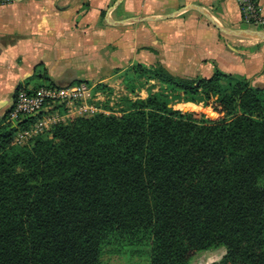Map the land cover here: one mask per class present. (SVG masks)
Here are the masks:
<instances>
[{
    "label": "trees",
    "instance_id": "1",
    "mask_svg": "<svg viewBox=\"0 0 264 264\" xmlns=\"http://www.w3.org/2000/svg\"><path fill=\"white\" fill-rule=\"evenodd\" d=\"M138 69L209 111L174 109L161 92L125 98L119 113L73 115L19 145L33 119L7 121L27 86L14 88L0 113V264H102L107 248L144 245L149 264L220 245L212 264H264V84Z\"/></svg>",
    "mask_w": 264,
    "mask_h": 264
},
{
    "label": "crops",
    "instance_id": "2",
    "mask_svg": "<svg viewBox=\"0 0 264 264\" xmlns=\"http://www.w3.org/2000/svg\"><path fill=\"white\" fill-rule=\"evenodd\" d=\"M116 1L0 3V105L7 104L14 88L33 76L40 41H45V51L51 56L47 76L61 85L79 79L83 70L97 72L104 63L117 65L123 54L132 57L130 61L135 56L146 66L158 62L171 72L163 59L169 56L172 66L202 73L193 77H209L218 69L250 78L259 67L257 79L264 81V43H232L198 10L225 27H242L237 0H121L113 6ZM255 1L264 15V0ZM184 6L189 8L171 18L117 23L133 17L168 15ZM180 16H187L185 22ZM245 46H251L252 57L245 54ZM54 54L62 57L53 58ZM89 54L92 61L86 60ZM254 54L260 57L253 69ZM74 57L76 69L71 65ZM151 59L154 62L150 63Z\"/></svg>",
    "mask_w": 264,
    "mask_h": 264
},
{
    "label": "rangeland",
    "instance_id": "3",
    "mask_svg": "<svg viewBox=\"0 0 264 264\" xmlns=\"http://www.w3.org/2000/svg\"><path fill=\"white\" fill-rule=\"evenodd\" d=\"M59 1V0H53ZM8 2V0H0V3ZM182 17V22H185L187 16ZM204 19V18H203ZM207 21L210 25L211 22ZM244 25L238 28H249V29H259L264 30V25H255V24H247L243 22ZM227 39H229L232 43H248L249 45H253L255 43L262 45L264 41H255L241 37H235L231 35H225ZM42 44L38 46V51L36 54V64L34 66L33 76L26 80L24 85H29L34 87L35 85H46L48 84V80L44 78V76L48 75L49 70L51 69L50 62V54H47L48 51H45L44 42L40 41ZM256 44V45H257ZM251 47V46H250ZM250 47L245 46L244 51L245 54L252 57V52L250 51ZM106 50V49H105ZM55 52V51H54ZM92 52V51H90ZM59 53V52H58ZM87 59L92 61V55L89 54ZM62 57V55L57 54L53 56V58ZM139 56H137L138 58ZM151 57V56H149ZM260 56L253 55V60H251L253 69L256 67L255 64L258 62V58ZM152 58V57H151ZM76 57L73 58L72 67L76 69ZM132 59V57H131ZM129 55L123 54L121 56V60L117 65L104 63L102 65V69L97 72L92 71H84L81 74L82 76L77 79L80 82H86L92 88L91 90V98L87 100L88 105H92L96 111L92 114L102 113L108 115L112 112L119 113L121 109L125 108V98L135 100V99H145L147 96L152 95L154 93H163L167 96L169 100V104L172 108L178 109L181 111H200L207 113L209 111V107L204 104L203 101L193 100L190 96L183 94L181 91H173L168 89V87L164 86L157 79L147 75L146 73L140 72L138 69V65L141 67L146 66L145 64L136 61V57L134 56V61H130ZM165 63L170 68V71L178 76L183 77H193L196 74H202L198 71H191L190 69L184 68L182 66H172L171 61L172 58L169 56L163 57ZM55 60V59H54ZM152 62L153 59H151ZM180 61V60H178ZM85 68L88 66L85 65ZM259 68V67H258ZM257 67L252 74V77H246L253 86H259L264 84V81H260L257 79ZM80 69V67H79ZM60 74V71H59ZM62 74V73H61ZM234 76L239 74H232ZM244 76V75H243ZM78 106V103L74 104ZM5 105H0V113L3 111ZM69 108L67 106H60L57 110L59 113L65 115ZM74 111V110H73ZM74 113V112H73ZM86 113L84 112L83 115ZM73 115H78L77 112L75 114H69L68 118L65 117V121L69 119V117ZM91 115V116H92ZM226 249L224 246L217 247H209L203 250L195 251L191 258L190 264H212L217 263L224 256ZM150 261V252L149 247L147 245L141 246L139 252H127L123 251L120 253H113L109 248L104 250V253L101 258L102 264H149Z\"/></svg>",
    "mask_w": 264,
    "mask_h": 264
},
{
    "label": "built area",
    "instance_id": "4",
    "mask_svg": "<svg viewBox=\"0 0 264 264\" xmlns=\"http://www.w3.org/2000/svg\"><path fill=\"white\" fill-rule=\"evenodd\" d=\"M242 21L247 24L264 25V15L259 12L255 0H237ZM92 88L86 82L68 85L27 86L20 89L15 97L7 121L16 125L23 119L32 118L26 128L18 129L14 136L15 143L27 144L35 136L47 131L53 124L65 122L69 114L91 116L96 109L86 102L91 98ZM78 103V106L74 104ZM69 109L65 115L58 112L60 106ZM74 110V111H73ZM74 112V113H73ZM84 112L86 113L85 115Z\"/></svg>",
    "mask_w": 264,
    "mask_h": 264
},
{
    "label": "water",
    "instance_id": "5",
    "mask_svg": "<svg viewBox=\"0 0 264 264\" xmlns=\"http://www.w3.org/2000/svg\"><path fill=\"white\" fill-rule=\"evenodd\" d=\"M121 0H117L113 6H116L120 3ZM189 6H184L176 11L168 14V15H162V16H142V17H133L125 20L118 21L117 23H126V22H134V21H144V20H162L174 17L181 13L182 11L188 9ZM198 9V8H197ZM205 17L212 23L214 27H216L222 34L225 35H231L235 37H241L246 38L250 40L255 41H264V30L259 29H249V28H229L221 25L219 22H217L211 15H209L207 12H205L202 9H198Z\"/></svg>",
    "mask_w": 264,
    "mask_h": 264
}]
</instances>
